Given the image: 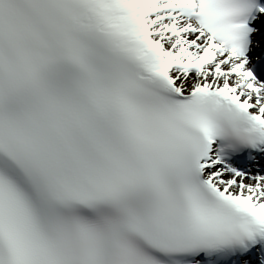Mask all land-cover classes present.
<instances>
[{"label":"snow or ice","instance_id":"1","mask_svg":"<svg viewBox=\"0 0 264 264\" xmlns=\"http://www.w3.org/2000/svg\"><path fill=\"white\" fill-rule=\"evenodd\" d=\"M0 264H264V0H0Z\"/></svg>","mask_w":264,"mask_h":264}]
</instances>
